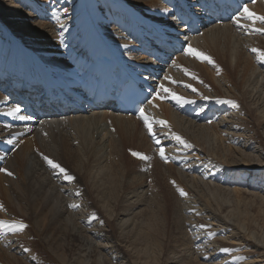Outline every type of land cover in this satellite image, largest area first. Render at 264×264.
Masks as SVG:
<instances>
[{"label": "bare ground", "instance_id": "bare-ground-1", "mask_svg": "<svg viewBox=\"0 0 264 264\" xmlns=\"http://www.w3.org/2000/svg\"><path fill=\"white\" fill-rule=\"evenodd\" d=\"M201 1L0 0V204L3 205L0 217H16L8 207L21 206L22 200L28 203V197L43 223L48 217L45 199L49 206L51 198L62 195L66 211L63 208L60 217L53 221L62 224L72 205L80 204L77 201L80 198H75L76 194H83L80 184L68 180L65 173L56 174L59 169L52 171L45 156L51 159L54 155L57 158L53 160L61 164L76 162L75 167L80 169L87 166L83 180L91 187L89 191L100 195L99 207L85 205L88 215L76 214L94 239L102 240L98 243L99 256L90 251L92 247L85 251L84 240H77L80 236L72 234L74 254L68 256L65 249L61 254L57 252L56 264H106L102 261V249L108 250L112 260H120L118 264L148 261L188 264L184 262L193 260L191 254H197L198 259L205 258L208 263L203 264H264V229L261 234L256 230L259 226L263 228L260 220L264 222V59L260 56L264 52V33L255 31L264 28V24L249 20L244 13L247 7L250 12L264 16V0L245 4L233 21L213 25L189 37V24H183L175 16L185 10H197ZM123 16H130V20L120 30L118 23ZM165 34L184 42L185 50L163 69L157 79V93L146 104L143 115L149 119L151 132L142 114L134 118L109 109L52 117L38 124L26 123V116L20 119L24 117L23 111L9 90L11 84L24 95L27 92L21 91L23 87H31L32 94L43 92L46 81L47 86L52 85L51 93L58 88L72 90L75 84L78 89L84 80L98 81L105 70L119 80L123 75L132 74V69L138 70L140 65L148 63L149 59L139 52L150 44L149 39ZM107 47L114 53L108 59L110 62H102L100 51ZM189 47L200 53H211L213 63L207 60L202 63L201 59L189 55ZM254 48L259 52H253ZM79 50L88 55H81ZM186 68L203 78L204 89H201L208 90L209 98L190 99L193 95L187 88L191 82L186 85L181 81ZM13 75L19 80L17 84L11 82ZM161 85L170 91L165 92ZM191 86L189 91L193 93L195 87ZM77 91L80 96L84 95ZM171 93L205 105L198 113L189 114L192 104L178 103ZM85 94L87 98L88 92ZM207 114L212 117L204 121ZM157 121H166L167 126ZM176 136L190 146L186 147ZM127 143L157 158L152 163L160 167L157 174L167 178L168 188L173 192L175 188L179 192L182 189L187 194L181 195L178 204H165L162 213L156 206L145 209L143 205L160 191L151 192L147 184H142L137 190L122 195L120 201L125 206L115 217H109L106 211L112 214L110 208L120 196V177L113 167L117 160L115 150H121ZM103 151L114 154V159L108 160ZM32 156L34 160L30 162ZM27 164L34 165L30 171L24 168ZM4 169L13 175H7ZM88 176L90 179L86 181ZM142 214L144 222H140ZM223 215L239 224L251 239L241 238L230 224L221 220ZM109 219L125 221L119 230L122 235L116 237L111 228H105ZM168 219L178 230L189 227L193 231L189 245L184 241L179 247L165 245L163 236L167 228L163 229ZM93 220L99 221L89 227ZM1 232L2 260L17 262L13 264H31L30 260H38L36 253L25 249V245L33 242L30 230L26 228L16 235L10 232L5 238ZM127 242L135 251L138 263L137 259L133 263L131 255L124 251L123 244ZM54 245L60 250L64 244L57 237ZM225 248L227 252L222 251ZM14 253H20L21 258H16Z\"/></svg>", "mask_w": 264, "mask_h": 264}, {"label": "rangeland", "instance_id": "rangeland-1", "mask_svg": "<svg viewBox=\"0 0 264 264\" xmlns=\"http://www.w3.org/2000/svg\"><path fill=\"white\" fill-rule=\"evenodd\" d=\"M129 17L130 16H123L121 18V20L118 23L120 30L122 29L123 23L130 20V19H128ZM142 22L145 24H148V21H142ZM129 30H131V29H129ZM109 48L110 47H107L106 50L100 51V55H99V57L101 58L100 61L104 62V61L108 60L110 58V55L112 53H114V51L111 48L110 49ZM111 51H113V52H111ZM79 53H81V55H83V56L88 55L87 54L88 52H86V51L83 52L82 50H79ZM202 53L205 55H208V57H210L212 59L211 56H213V55L211 53H209V54L204 53V51H202ZM201 62H202V60H201ZM202 63H205V62H202ZM190 70L191 69H189V68L187 69V73L183 75V80L181 79V81L188 82V83L191 82V84H196V82H197V84L194 86L198 87L200 89L203 87V89H204V85L202 84L204 82L203 78L201 76H198L192 70L191 71ZM192 74H195V77H196L195 79H193ZM187 77H188V79L190 78L193 80H190V79L188 80ZM199 77H201V79ZM192 81H194V82H192ZM198 81H200V82H198ZM191 84H189V85L191 86ZM189 90H190V88H189ZM189 90H188L189 94L194 95V93H192ZM202 94H205V93L203 92ZM4 116H6V115H4ZM112 130H113V128H112ZM133 152L140 153L141 155L148 157V159L143 160L137 156H133L132 155ZM36 153L39 154L38 152H36ZM103 154L107 155L108 160H110L111 158H112V160L114 159V154H108L104 151H103ZM115 154L117 155V156H115L117 158V160H116V163L113 164V167L116 169L117 175L120 177L119 178L120 181L118 182V187H119L118 193H120V196H119L117 203L114 205V207L110 208V211L112 212V214H109L108 211H106V213L109 215V217L110 216L115 217L118 210L122 209L125 206L123 203H121L120 197L122 195H125L126 192H128L130 190L131 191L137 190V188H139L142 184H143V186H146V184H147L146 188H149V190L151 192H156V190H157V192H158V190L160 191L159 193L156 192L157 195H155V197H154V199L156 200L155 201L156 203L152 202V204H151V201H153L154 199L153 200L147 199L150 202H147V203H145V205H143L145 209H149L150 207L156 206L157 207V208L155 207L156 210L159 211V213L160 212L162 213L164 211L163 209L166 206L165 204L169 203V205L171 206L174 204H178V200H182L181 194L176 188L174 189V192H173V190H171L172 188L171 189L168 188L169 182H168L167 178L165 176H160L157 174L160 167H158L155 163H152V161H155L157 158H152L147 152L140 150L137 145L132 144V143L125 144L124 146L121 147V150L119 148H117L115 150ZM41 155H43V154H41ZM54 158H57V157L52 155L51 160L54 163H58L62 168H64L69 176L74 177L73 180L77 181L80 184V189L83 192L82 195L76 194V197L74 196L76 199L80 198V200H77V201H80V204L76 205V207H71L67 211V213L65 214V216L62 219V224L58 223V222H56V223L53 222L56 218L60 217V214H61V211L63 210V208L66 211L67 207L66 206L63 207L65 204V201H64L62 195H60L59 197L51 198V203L49 206L47 205V203H48L47 199H45V206L44 207H45V210H47L48 217L46 218V220L43 223H42L41 218L38 217L39 214H38L37 210L35 211V206L31 205V200L28 199V197H27L28 203L25 202L24 200H22L21 206L8 207L10 212H13L16 217L11 218V219L0 217V221H5V222H7V224H12L13 222H23L24 224L28 225L27 229L30 230L31 234L33 235V242L31 244L25 245V249H27L31 253H36V256L38 258V260L36 262H33L30 260L31 264H40V263H44V262H47V264H56V262H55V261H57L56 256H58L57 252L60 253V251H64L63 249H65L64 252L66 254H68V256L70 254H74V251L71 248V243L74 242L72 234H76V235L80 236V238H78L77 240H81V241L84 240V242H85L84 250L85 251H87L90 247H92L90 251H93V253L97 254L98 256L100 254V251L98 250V249H100V248H98V243H101L102 240H99V239L97 240L96 238L94 239L92 233L87 231V229H85V226H82L83 223L81 224L78 221V218L76 217V214H78V213L79 214L84 213V216L88 215L87 214L88 210H87V208H85V205L88 206L91 204V206H93V208L99 207L100 195L93 192V191H89V189L91 187L89 185H87L86 182L83 180L85 178V176L83 174L84 170L88 169V167L86 166L84 169L77 168V167H75V164L77 165L76 162H72V164H70L69 162H66L65 164H61V162H59V161H56V160L54 161L53 160ZM31 160H34L33 156L30 159V162H32ZM33 166L34 165H31V164L28 165L27 164L26 166H24V168H25V170L30 171ZM49 167H50V165H49ZM50 169L52 171L57 170L54 168H50ZM62 173L63 172H60V171L56 172V174H58V175H63ZM30 174H31V172H29V175ZM16 175L18 177H21L20 172H16ZM89 179H90V176H88L85 180L88 181ZM169 191H171V194H169ZM172 193L174 195H172ZM160 194L161 195L163 194V195L161 196ZM82 196L84 197L83 199H82ZM157 196H159V198H157ZM160 196H161V198H160ZM3 201H5V199ZM148 204H149V206H148ZM39 205H40V207H42L41 201L39 202ZM163 206H164V208H163ZM12 208H14V209H12ZM253 209L254 208H251V210H253ZM71 211H73V213H71ZM212 211L215 213L214 210H212ZM252 212H255V209ZM14 214H12V215H14ZM168 214H170V213H168ZM188 214H190V213H188ZM142 215H141L140 222H142L143 218H145V216L144 215L142 216ZM216 215H218V214H216ZM167 216H169V215H167ZM223 216L220 217L221 220L224 221L228 226L230 224L232 229H234L241 236V238H244V237L250 238V237H248L247 233L244 232V230H242L240 228L241 226L239 224H237L235 221H232L231 219H229L225 216L223 217ZM159 217H160V215H159ZM102 218H104V217H102ZM169 218L172 220L171 216H169ZM170 219L166 220L164 223V229L163 230H165L167 228L166 229L167 233H166V231H164L165 236H163V240H164L165 245L167 244L168 247L170 245L174 246V247H179V244H181L183 241L186 245L187 244L189 245L191 243V240L189 239V235L193 231L189 227L187 229L183 228L184 231L178 230L177 228H175L173 222ZM68 221L70 222V223H68L70 228H68V225H67ZM98 221L93 220L92 222L89 223V227H92V225ZM144 221H145V219L143 220V222ZM123 222H125V221L124 220L109 219V221L106 223L105 228L108 230L111 228L112 231L115 232L113 234H116V237H117L118 235H122L119 233V230H120L121 223H123ZM260 225H262L263 228H261L260 226L258 228H256V230L259 234H261L263 232V229H264V222L262 220H260ZM71 228L74 230L69 231V229H71ZM0 229H1L0 231H3V232H1L2 238L10 236L11 231L7 230V228H5L4 226H0ZM186 230H188L189 232L187 233ZM11 233L15 234V235L18 234V232H15V233L11 232ZM66 233H68V234H66ZM166 234H168V235L166 236ZM57 237H60L63 244H64L63 247L60 248V250H56L55 245H54V247H52L53 241ZM128 245H129V242H127V245H125V246L123 244L124 251H127L131 255L130 258H131V260L134 261L133 263L136 262V259H137V263H138V258L136 257L135 251L131 248V246H128ZM75 248L78 249V246ZM248 249L251 251L254 250L253 248L252 249L248 248ZM102 250H103V252H102L103 263L105 262L106 264H118V262L120 260H118V261L112 260L107 253L108 250H106V249H102ZM254 252H259V250H254ZM14 255L16 258H21L20 253L19 254L14 253ZM191 256L193 257V260L189 261V262H184V263H188V264L208 263V262H206L205 258H203V257H200V259H198L197 254H191ZM93 258H94V256L91 257L92 260H93ZM165 258H166V256H165ZM96 260H98V259H96ZM13 263H17V262H13ZM13 263L2 260L1 259V253H0V264H13ZM153 263L154 262L150 263V261H148V263L142 262L140 264H153ZM159 263L161 264V262H158L156 264H159ZM23 264H26V263H23Z\"/></svg>", "mask_w": 264, "mask_h": 264}, {"label": "snow or ice", "instance_id": "snow-or-ice-1", "mask_svg": "<svg viewBox=\"0 0 264 264\" xmlns=\"http://www.w3.org/2000/svg\"><path fill=\"white\" fill-rule=\"evenodd\" d=\"M244 13L247 14V18H248L249 20H254V21L258 20V21H260L261 24H264V16H262V15H256L255 13L250 12L249 9H248L247 7L244 8ZM237 23H239V19L237 20ZM255 31H257V32H261V33H264V28H256ZM252 51H253V52H259V50H258V49H255V48L252 49ZM188 54H189V55H193V56H195L196 58L201 59V60H207L209 63H213V61L211 60L210 57H208V56L204 55L203 53H200V52H198V51L192 49L191 47H189V49H188ZM260 56H261L262 59H264V52H260ZM185 72L187 73V70H185ZM192 75H193V78L195 79V78H196V77H195V74H192ZM189 87H190V86H189ZM161 88H162L165 92H169V91H170V90H168V89H164V88H163V85H161ZM171 95H172V98L175 99L178 103L190 102V101H186V100H184L183 97H181V96H179V95H176L175 93H171ZM222 102H223V101H222ZM229 103H232V102L229 101ZM234 106L238 107V105H234ZM18 111H19V109H14V112H18ZM140 111H141V114H142V116H143V119H144L145 124L148 126L149 132H151V131H152V127H151V124L149 123V119H148V117L143 115V113H144V110H143V109H141ZM10 114H12V113H10ZM20 119H26V117L21 116ZM157 123H160V124H162V125L167 126V122H166V121H157ZM153 135H154V134H153ZM175 138H176L178 141H181L182 143H185V146H186V147H189V146H190V145H187L186 142H184V141L181 139V137L176 136ZM10 143H11V141H10ZM157 143H159V141H157ZM160 154H161L162 157L164 156L163 149L160 150ZM132 155H133V156H137V157H139L140 159H143V160L148 159V157L143 156V155H141L140 153L133 152ZM44 159L48 162V164H49L52 168H54V169H59L60 172L65 173V177H66L68 180H73V179H74V177L69 176V175L67 174L66 170H65L64 168H62L58 163H54V162H53L51 159H49L47 156H45ZM3 171H5V172L7 173V175H9V176L13 175V173H11L10 171H8L7 169H4ZM173 183H175V182H173ZM180 194H181L182 196L187 195L182 189H180ZM72 207H76V205H72ZM2 208H3V205L0 204V209H2ZM0 226H4L5 228H7V230H9V231H11V232H13V233H15V232H22V231H24V230L28 227V225L24 224L23 222H13L12 224H7V222H5V221H0ZM201 227H203V226H201ZM222 251L227 252L228 249L225 248V249H222Z\"/></svg>", "mask_w": 264, "mask_h": 264}]
</instances>
